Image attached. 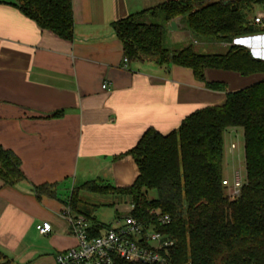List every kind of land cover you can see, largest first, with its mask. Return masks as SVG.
<instances>
[{"label":"crops","instance_id":"1","mask_svg":"<svg viewBox=\"0 0 264 264\" xmlns=\"http://www.w3.org/2000/svg\"><path fill=\"white\" fill-rule=\"evenodd\" d=\"M167 1L72 0L74 38L66 42L25 16L15 0H0V146L19 159L24 175L13 186L0 180V253L8 264H55L60 252L77 245L62 216L74 189L92 182L132 185L138 168L129 152L145 133L167 136L189 115L221 107L228 93L264 80L262 74L207 70L200 82L191 69L129 61L113 24ZM255 13L251 22L264 10L259 6ZM254 26L258 32L234 44L264 61L262 25ZM166 30L172 50L194 44L198 52L214 54L229 46L195 39L181 17ZM206 83L226 90H210ZM231 146L224 147L223 167L234 171L241 157ZM43 185L54 187V197H38L35 188ZM87 196L98 198L95 211L113 207L118 219L131 213L130 196L81 191L78 209L97 223L95 212L82 207ZM43 222L52 226L49 235L36 229Z\"/></svg>","mask_w":264,"mask_h":264},{"label":"trees","instance_id":"2","mask_svg":"<svg viewBox=\"0 0 264 264\" xmlns=\"http://www.w3.org/2000/svg\"><path fill=\"white\" fill-rule=\"evenodd\" d=\"M22 13L59 39L72 42V0H15ZM264 0H169L155 8L113 24L129 61L154 62L191 69L205 82L207 70L264 75V61L234 44L259 30L249 14ZM146 15L150 17L145 18ZM181 17L195 39L229 44L224 53L202 54L194 44L167 47L166 24ZM264 32V23L260 29ZM210 90L225 91L217 83ZM242 129L247 181L232 201L223 186L224 134ZM129 155L138 175L132 185L113 188L95 182L74 189L68 202L72 212L93 223L94 235L104 229L78 209L81 191L130 196L133 216L149 221L151 210L169 215L171 223L158 230L175 242L168 251L170 264H264V80L227 94L226 103L189 115L177 131L163 136L148 131ZM0 180L16 185L24 180L19 159L0 146ZM53 186L35 188L39 198L54 197ZM156 192V198L149 194ZM97 225L101 226L98 227ZM0 264H8L0 253ZM116 264H129L118 260Z\"/></svg>","mask_w":264,"mask_h":264},{"label":"built area","instance_id":"3","mask_svg":"<svg viewBox=\"0 0 264 264\" xmlns=\"http://www.w3.org/2000/svg\"><path fill=\"white\" fill-rule=\"evenodd\" d=\"M255 24L264 23V15L254 20ZM127 62V60H126ZM107 90V84H103ZM232 150L236 149L233 144ZM223 186L229 191L230 200H236L244 186L242 175L235 171L232 181L223 180ZM131 213L104 229L100 225V235H94V226L91 220L84 215L73 214L67 205L62 216L69 225V232L77 240V245L60 252L55 264H116L118 260L129 264H170L167 258L168 251L175 242L166 233L157 228L166 227L171 223L169 215L160 210H151L149 221L133 216L135 205L130 206ZM40 235H49L52 226L43 222L36 227Z\"/></svg>","mask_w":264,"mask_h":264},{"label":"rangeland","instance_id":"4","mask_svg":"<svg viewBox=\"0 0 264 264\" xmlns=\"http://www.w3.org/2000/svg\"><path fill=\"white\" fill-rule=\"evenodd\" d=\"M259 7H255L253 11L249 14V17L252 18L255 16V12ZM238 132L236 134L228 136L225 134V150L231 146V144H234L236 146L237 152L240 155V159L237 161V165H234V171H232V165L229 167L231 168L230 170H227L226 167L224 166V180H229L232 181L233 175L235 171H239V173L242 175V179L244 183L247 181V176H246V164H245V151H244V134L242 129H238ZM226 195L229 194V191L227 188L225 189ZM46 195V194H45ZM43 195V196H45ZM87 203L84 204L83 209L88 211V212H95V217L98 219L101 223H99L101 226L108 227L116 222V219H118V216H116L115 209L110 206H99V208L95 211L93 205L98 204L99 201L96 199L98 198H93L91 196H87ZM150 199L156 198V192L152 191L149 194ZM123 218V217H122Z\"/></svg>","mask_w":264,"mask_h":264}]
</instances>
